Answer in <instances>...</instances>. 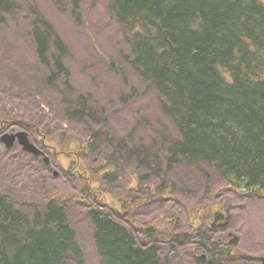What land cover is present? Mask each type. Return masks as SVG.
<instances>
[{
  "label": "rangeland",
  "instance_id": "1",
  "mask_svg": "<svg viewBox=\"0 0 264 264\" xmlns=\"http://www.w3.org/2000/svg\"><path fill=\"white\" fill-rule=\"evenodd\" d=\"M14 1L11 12H0V193L11 195L31 218L50 201L64 206L82 264H104L89 216L93 206L128 226L133 222L141 244L150 242L144 229L161 231L156 241L162 262L209 264L219 239L218 248L263 257L264 196L237 189L205 161V172L183 164L165 172L170 138L180 133L162 110L164 99L130 63L133 32L115 19L110 0H79L78 6L77 0ZM38 13L68 46L69 84L47 82L50 69L40 63L32 35ZM69 109L88 112L78 118ZM18 132H26L44 157L18 143L7 149L1 136ZM110 155L114 171L107 175ZM216 212L228 220L212 229ZM229 233L239 237L237 247ZM173 234L179 242L170 241ZM205 234L210 242L203 243ZM216 262L241 264L237 256Z\"/></svg>",
  "mask_w": 264,
  "mask_h": 264
},
{
  "label": "trees",
  "instance_id": "2",
  "mask_svg": "<svg viewBox=\"0 0 264 264\" xmlns=\"http://www.w3.org/2000/svg\"><path fill=\"white\" fill-rule=\"evenodd\" d=\"M14 6V0H0V12ZM109 9L132 30L130 63L164 99L162 110L179 130L180 138L167 146L165 172L178 164L205 172V161L237 189L264 190V1L110 0ZM31 26L39 61L50 69L47 82L69 84L68 46L41 13ZM87 112L68 110L78 118ZM107 161L110 175L113 155ZM89 216L104 264H170L162 262L161 231L154 226L144 229L150 242L141 244L133 222L128 226L103 206L91 207ZM222 252L213 247L209 264ZM83 258L64 206L50 201L31 218L0 193V264H82Z\"/></svg>",
  "mask_w": 264,
  "mask_h": 264
},
{
  "label": "water",
  "instance_id": "3",
  "mask_svg": "<svg viewBox=\"0 0 264 264\" xmlns=\"http://www.w3.org/2000/svg\"><path fill=\"white\" fill-rule=\"evenodd\" d=\"M1 142L6 146L7 149H11L18 142L23 150L27 153L33 154L35 156H44V152L38 148L34 143L31 142L29 135L26 132H18L16 134H4L1 136ZM48 162V158L45 159ZM223 216L216 214L215 223L223 220ZM237 237L232 241V244H236ZM262 264H264V258H259Z\"/></svg>",
  "mask_w": 264,
  "mask_h": 264
},
{
  "label": "bare ground",
  "instance_id": "4",
  "mask_svg": "<svg viewBox=\"0 0 264 264\" xmlns=\"http://www.w3.org/2000/svg\"><path fill=\"white\" fill-rule=\"evenodd\" d=\"M50 87V86H49ZM217 248V247H216Z\"/></svg>",
  "mask_w": 264,
  "mask_h": 264
}]
</instances>
